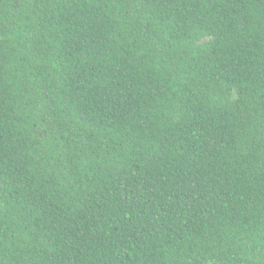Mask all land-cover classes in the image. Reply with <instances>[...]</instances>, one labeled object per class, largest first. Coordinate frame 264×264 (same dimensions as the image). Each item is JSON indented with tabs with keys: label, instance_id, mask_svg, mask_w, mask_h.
Wrapping results in <instances>:
<instances>
[{
	"label": "trees",
	"instance_id": "obj_1",
	"mask_svg": "<svg viewBox=\"0 0 264 264\" xmlns=\"http://www.w3.org/2000/svg\"><path fill=\"white\" fill-rule=\"evenodd\" d=\"M0 264H264V0H0Z\"/></svg>",
	"mask_w": 264,
	"mask_h": 264
}]
</instances>
